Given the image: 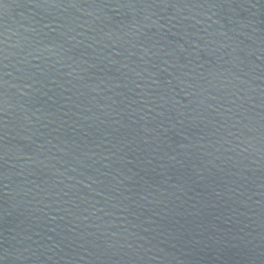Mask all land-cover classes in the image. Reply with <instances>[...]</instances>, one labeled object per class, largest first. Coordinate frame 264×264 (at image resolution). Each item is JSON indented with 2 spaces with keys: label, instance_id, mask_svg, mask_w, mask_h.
<instances>
[{
  "label": "water",
  "instance_id": "1",
  "mask_svg": "<svg viewBox=\"0 0 264 264\" xmlns=\"http://www.w3.org/2000/svg\"><path fill=\"white\" fill-rule=\"evenodd\" d=\"M0 264H264V0H0Z\"/></svg>",
  "mask_w": 264,
  "mask_h": 264
}]
</instances>
